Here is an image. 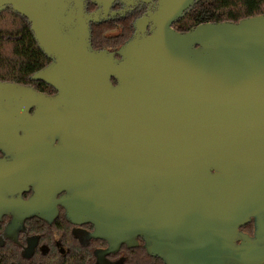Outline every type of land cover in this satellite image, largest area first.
Wrapping results in <instances>:
<instances>
[{
    "label": "water",
    "instance_id": "water-1",
    "mask_svg": "<svg viewBox=\"0 0 264 264\" xmlns=\"http://www.w3.org/2000/svg\"><path fill=\"white\" fill-rule=\"evenodd\" d=\"M114 1L0 0L51 59L31 80L56 90L0 81V219L61 204L107 241L100 262L141 237L165 264H262L264 14L181 32L200 0H156L117 51L96 49Z\"/></svg>",
    "mask_w": 264,
    "mask_h": 264
},
{
    "label": "flooded vegetation",
    "instance_id": "flooded-vegetation-1",
    "mask_svg": "<svg viewBox=\"0 0 264 264\" xmlns=\"http://www.w3.org/2000/svg\"><path fill=\"white\" fill-rule=\"evenodd\" d=\"M97 8L98 5L91 1L86 3V10L89 13ZM155 8L156 0L151 2L134 0L132 5H129L126 0H115L112 4L111 12L116 13L114 15L110 13L96 24L109 22L118 30L128 25L131 26L132 33L124 42L115 47L96 49L117 51L134 33V22L147 11H153ZM2 156L4 154L0 150V157ZM8 186L12 187L10 183ZM26 188L22 191V197L29 199L34 194L35 188L30 184ZM62 194L64 193H59L57 198H60ZM15 196L13 195V197ZM12 218V214H4L0 219V246L5 247L7 250L15 249L18 256L25 260L26 264H82L83 261H85L84 264L155 263L153 258L156 257L148 254L141 237H138L139 242L135 246L129 247L123 244L117 251L105 254L103 261L100 262V253L109 247L107 241L92 237L94 231L92 224L79 225L72 223L67 218L66 209L61 204H58L56 217L51 220L32 216L26 218L23 223H14ZM240 230L246 235L255 237L256 227L254 219L243 225ZM86 254L88 257L82 259ZM132 259L134 261L131 263L130 260ZM12 263L18 264L16 261Z\"/></svg>",
    "mask_w": 264,
    "mask_h": 264
},
{
    "label": "trees",
    "instance_id": "trees-1",
    "mask_svg": "<svg viewBox=\"0 0 264 264\" xmlns=\"http://www.w3.org/2000/svg\"><path fill=\"white\" fill-rule=\"evenodd\" d=\"M264 14V0H200L173 27L181 32L189 31L207 22H238L243 18ZM110 30V31H109ZM94 48L115 47L132 33L131 26L121 30L111 23L91 24ZM51 59L40 48L31 23L23 15L7 8L0 13V81L32 85L48 94L56 90L43 81L31 80V76L46 67ZM116 83V80H113ZM1 230V226H0ZM88 255L82 259H86ZM154 264H164L162 259L153 258ZM26 264L16 250L0 246V264ZM85 261L82 262L84 264ZM81 263V262H80Z\"/></svg>",
    "mask_w": 264,
    "mask_h": 264
},
{
    "label": "rangeland",
    "instance_id": "rangeland-1",
    "mask_svg": "<svg viewBox=\"0 0 264 264\" xmlns=\"http://www.w3.org/2000/svg\"><path fill=\"white\" fill-rule=\"evenodd\" d=\"M131 261V263L134 261V259H132V260H130Z\"/></svg>",
    "mask_w": 264,
    "mask_h": 264
}]
</instances>
